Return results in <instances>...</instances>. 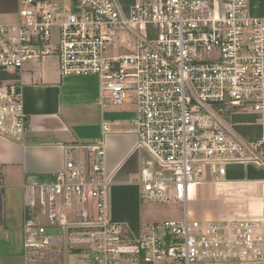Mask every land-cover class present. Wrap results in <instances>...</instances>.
<instances>
[{"label": "built area", "instance_id": "obj_1", "mask_svg": "<svg viewBox=\"0 0 264 264\" xmlns=\"http://www.w3.org/2000/svg\"><path fill=\"white\" fill-rule=\"evenodd\" d=\"M15 1L19 21L0 24V137L24 138L25 65L57 56L63 76L99 78L102 108L133 102L135 150L155 165L139 173L140 197L182 203L185 214L133 238L112 218L98 141L90 171L70 153L26 200L22 264H68L71 253L85 264H264V214L196 219L188 205L189 187L208 181L204 165L215 180L231 164L264 170V15L249 0H135L129 10L119 0ZM237 113L256 136L234 129Z\"/></svg>", "mask_w": 264, "mask_h": 264}, {"label": "crops", "instance_id": "obj_2", "mask_svg": "<svg viewBox=\"0 0 264 264\" xmlns=\"http://www.w3.org/2000/svg\"><path fill=\"white\" fill-rule=\"evenodd\" d=\"M249 1L254 14L256 10L262 11V0ZM132 5L128 9L122 7L129 10ZM19 19L20 5L13 0H0V24H15ZM37 67L36 70L27 63L22 76L23 104L28 116L23 140L0 137V264H11L19 255L23 258L26 200L33 199L34 189L37 193L40 185L54 182L57 174L65 169L70 153L77 168L90 171L96 156L88 145L98 141L104 143V167L112 175L113 220L123 224L133 238H138L144 226L151 224L143 222L144 203L139 183V173L150 159L144 150H135L133 102L102 108L98 102L99 78L63 76L57 56L47 58ZM117 113L132 115L122 119L114 116ZM104 121L109 123V131H104ZM237 167L247 176H234V172L241 174ZM208 185L216 195L223 194L228 202H236L232 215L222 218L216 209L203 205L198 208L193 204ZM188 201L192 202L188 203L189 214L196 219L227 220L264 214V170L254 165L231 164L227 174L219 180L191 185ZM238 206L241 210L236 209ZM182 212L178 219L167 220H182L185 215Z\"/></svg>", "mask_w": 264, "mask_h": 264}, {"label": "rangeland", "instance_id": "obj_3", "mask_svg": "<svg viewBox=\"0 0 264 264\" xmlns=\"http://www.w3.org/2000/svg\"><path fill=\"white\" fill-rule=\"evenodd\" d=\"M15 1V0H13ZM62 2H65L66 4L70 2V0H61ZM121 2V4L123 6H125V8L128 9L129 5L131 3H134V0H119ZM262 11H255V13L257 15H264V0H262ZM56 31H54L55 33ZM30 64L35 66V69L37 70L38 67L37 65H39V63L36 62H30ZM132 114L130 113H117V115L115 114L114 116H116V118L121 117L122 119H128L131 117ZM246 117H249V119H244ZM252 118L249 115H244L241 113H237L235 115H233V122L237 123L235 124L233 127L234 129L239 133V134H243V136H245L246 138H252L254 136L257 135L256 131H255V127L254 126H247L244 124H239V123H243V122H247V121H251ZM239 122V123H238ZM145 165L147 168H154L155 165L154 163L151 161V159L149 161H145ZM203 168L205 169V178L208 180H212L215 178V175L213 174V170L214 168L211 167L210 165H204ZM236 168V167H235ZM237 169H240L237 167ZM238 171V170H237ZM240 173H233L234 176H247V175H243L242 171L240 169ZM141 198V197H140ZM247 197H245L244 199H242V203H245ZM141 201L144 203V208H143V222L144 223H153V222H157V221H163V220H167V219H178L179 216L183 215V205L182 203L179 202H164L163 203H148V202H144L142 199ZM189 204H192V202H190ZM193 204H195L196 206H204V207H208V208H212V209H216L217 211L220 212V214L223 216L222 218H227L228 216L232 215L233 211H232V207L236 205V202H228L225 198V196L223 194L220 195H216L215 191H213V187L208 185L206 187H204V189L202 190V192L199 194L198 198L196 199V202H193ZM182 206V207H181ZM240 206V205H239ZM237 207L236 209H240V207ZM76 207H79V204L76 205ZM258 208V207H257ZM180 221V220H178ZM17 259H15L14 261H11V264H18L21 263L23 261V258L21 255L16 257ZM85 257L83 256V254H69L68 255V264H85Z\"/></svg>", "mask_w": 264, "mask_h": 264}, {"label": "trees", "instance_id": "obj_4", "mask_svg": "<svg viewBox=\"0 0 264 264\" xmlns=\"http://www.w3.org/2000/svg\"><path fill=\"white\" fill-rule=\"evenodd\" d=\"M244 119H246V120H247V119H249V117H246V118H244Z\"/></svg>", "mask_w": 264, "mask_h": 264}]
</instances>
